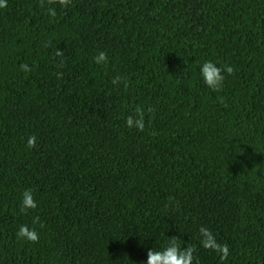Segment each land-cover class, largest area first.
Returning <instances> with one entry per match:
<instances>
[{"label": "trees", "instance_id": "obj_1", "mask_svg": "<svg viewBox=\"0 0 264 264\" xmlns=\"http://www.w3.org/2000/svg\"><path fill=\"white\" fill-rule=\"evenodd\" d=\"M53 7L0 9V264H146L171 237L194 264H264V0ZM205 61L235 69L222 91L204 84ZM138 106L143 131L125 125ZM26 189L37 208L24 214ZM201 226L226 261L201 247Z\"/></svg>", "mask_w": 264, "mask_h": 264}, {"label": "clouds", "instance_id": "obj_2", "mask_svg": "<svg viewBox=\"0 0 264 264\" xmlns=\"http://www.w3.org/2000/svg\"><path fill=\"white\" fill-rule=\"evenodd\" d=\"M71 3V0H39L41 8H46V15L55 18L57 16L56 8L53 5H59L62 8H66ZM7 7V0H0V9ZM45 47L49 46L48 42H45ZM56 57H62L63 52L56 50ZM108 55L106 52H99L93 57V63L97 65H106L108 63ZM63 60L60 62V67H63ZM20 69L25 72H30L32 69L27 64H21ZM235 74V69L232 66L225 65L223 67H218L212 61H205L200 67V75L204 84L212 91L220 92L223 88V82L225 76H231ZM62 73L57 72V79L62 78ZM111 83L114 86L124 85L126 89L128 87V80L120 76L113 77ZM220 102L223 103V97H220ZM149 113L153 110L149 107L147 109ZM134 115H129L125 120V125L127 128H135L138 131H143L145 127V109L142 107H136L134 110ZM155 135V133H153ZM36 137L34 135L29 136L27 139L26 147L29 149L35 148ZM173 198L169 197V202H172ZM37 208V202L34 199L31 189H26L21 198L20 212L27 214L30 210H35ZM33 224H43L40 223L39 217L33 218ZM200 237V245L205 250H210L218 254L219 259L223 262L228 259L229 256V246L227 244H220L217 242L215 236L210 229L201 226L198 229ZM19 239L25 240L29 243L39 242V233L35 228H30L27 225H21L16 233ZM167 244L162 250H155L154 248L147 252L146 264H194V258L196 254V248L188 244L185 248H181V241L177 237L167 238ZM198 264V261L196 262Z\"/></svg>", "mask_w": 264, "mask_h": 264}]
</instances>
